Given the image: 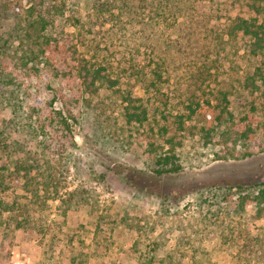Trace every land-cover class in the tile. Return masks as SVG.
Here are the masks:
<instances>
[{
    "label": "rangeland",
    "instance_id": "rangeland-1",
    "mask_svg": "<svg viewBox=\"0 0 264 264\" xmlns=\"http://www.w3.org/2000/svg\"><path fill=\"white\" fill-rule=\"evenodd\" d=\"M29 1L0 0V264H264V51L232 30L264 0H43L55 23L17 41ZM74 48L117 85L87 92ZM52 100L69 130L40 127Z\"/></svg>",
    "mask_w": 264,
    "mask_h": 264
},
{
    "label": "trees",
    "instance_id": "trees-1",
    "mask_svg": "<svg viewBox=\"0 0 264 264\" xmlns=\"http://www.w3.org/2000/svg\"><path fill=\"white\" fill-rule=\"evenodd\" d=\"M29 3H31V6L28 7L26 11L28 13V18L21 16L20 21L11 28V31L9 33V36L12 35V37H15L14 39H16L17 41H22L23 38L31 35V33L38 30L48 31L50 27L55 23V15L59 11L55 10V7H52L51 9V6H48L43 0H30ZM261 19L262 20L260 21V18L257 17L247 19L238 18L233 22L232 30L234 31V33H241L245 38H247V51L252 55H258L264 51V16ZM48 44H50V42H48ZM70 51L73 59L77 62L74 69L80 80V84L87 92L96 94L99 92L100 87L102 86L113 88L117 85V80L109 75L103 66L95 67L89 59L84 56L78 55V50L76 48L71 49ZM223 100L228 103L226 94L223 95ZM55 101L56 100H52L43 108V111H48V114L46 116V122L40 124V127H42V129H45V127H48V125L59 123L65 129L69 130V119L73 118V111L70 108L65 109L64 107L61 109L54 108ZM23 104L29 106L28 102L26 101H23ZM29 108L31 109L30 106ZM137 109H139V107L136 106L132 110H129L128 108V111L126 112V121L128 124H142L147 120V111L145 109H141L140 111H138ZM64 112L66 114H64ZM194 113L195 109L191 107V114ZM180 118L182 120L181 116ZM216 119L219 122H223V120L225 119L224 109H222V112L217 116ZM180 123H182V121H180ZM252 133L254 132L251 126L247 125L246 128L241 130L240 136L248 139ZM150 145L152 146V143H150ZM152 158L155 161V172L158 175L177 173L181 170V165L178 163V158L175 154H172L171 156H156L155 154H152ZM33 166L34 163L30 160L20 159L15 161L14 169L17 173H22L23 171L29 173L31 169H33ZM4 170L5 168L0 169V190H6V188L3 187L4 183L2 182V171ZM29 180L31 179H28V181ZM28 181H26L25 186L21 188H23V190H25L27 193L33 192L31 190V186H28L29 184L32 185L33 182ZM32 194H30L31 196L27 197L29 203L27 202V204L24 206H34V203H37L38 199L40 198L44 199L45 202L44 196L39 197ZM22 209L26 214L28 213V210H25L24 207H22ZM28 222L29 216L25 219L24 223ZM22 227L23 225L18 228L21 229Z\"/></svg>",
    "mask_w": 264,
    "mask_h": 264
}]
</instances>
